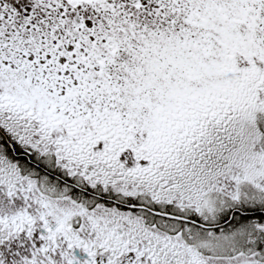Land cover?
Listing matches in <instances>:
<instances>
[{"label":"snow or ice","instance_id":"1","mask_svg":"<svg viewBox=\"0 0 264 264\" xmlns=\"http://www.w3.org/2000/svg\"><path fill=\"white\" fill-rule=\"evenodd\" d=\"M0 197V264H264V0H0Z\"/></svg>","mask_w":264,"mask_h":264},{"label":"flooded vegetation","instance_id":"2","mask_svg":"<svg viewBox=\"0 0 264 264\" xmlns=\"http://www.w3.org/2000/svg\"><path fill=\"white\" fill-rule=\"evenodd\" d=\"M0 198H2V197H0ZM17 203L19 204L20 202H17ZM13 247H14V250H16V251H21V252L23 253V250L20 249V248L18 247V245H13ZM0 250H3V249H0Z\"/></svg>","mask_w":264,"mask_h":264}]
</instances>
